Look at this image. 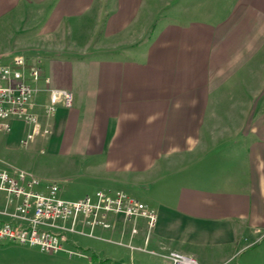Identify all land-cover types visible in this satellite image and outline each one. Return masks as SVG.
Wrapping results in <instances>:
<instances>
[{
  "label": "crops",
  "instance_id": "obj_1",
  "mask_svg": "<svg viewBox=\"0 0 264 264\" xmlns=\"http://www.w3.org/2000/svg\"><path fill=\"white\" fill-rule=\"evenodd\" d=\"M21 6L48 17L1 59L40 63L42 123L49 89L74 96L47 121L45 146L101 156L95 177L138 189L158 214L153 230L111 215V228L85 237L194 257L199 246L260 241L264 0H0V20ZM93 254L89 264H106Z\"/></svg>",
  "mask_w": 264,
  "mask_h": 264
},
{
  "label": "built area",
  "instance_id": "obj_2",
  "mask_svg": "<svg viewBox=\"0 0 264 264\" xmlns=\"http://www.w3.org/2000/svg\"><path fill=\"white\" fill-rule=\"evenodd\" d=\"M41 81L49 83V78L43 79L40 63L30 62L24 55H16L11 63L0 57V134L12 132L13 120L23 121L28 128L21 139L23 146H29L38 136L48 138L50 134L35 111ZM73 102L70 91L49 89L46 117L53 119L60 104L70 108ZM41 185V180L24 171L0 167V242L57 253L66 250L65 241L71 234L95 237L97 228H111V215L122 216L125 221L143 218L150 230L158 224V214L153 208L123 190L98 191L69 201L60 196L57 183L47 184L44 193L36 189ZM161 255L170 264H199L196 257L176 250Z\"/></svg>",
  "mask_w": 264,
  "mask_h": 264
},
{
  "label": "rangeland",
  "instance_id": "obj_3",
  "mask_svg": "<svg viewBox=\"0 0 264 264\" xmlns=\"http://www.w3.org/2000/svg\"><path fill=\"white\" fill-rule=\"evenodd\" d=\"M31 8L21 6L0 20V54L8 50H16L15 48L22 41L37 39L48 16L45 12L38 14L37 8ZM12 61L13 59L4 60L5 63ZM46 120L49 122L51 119ZM47 121L46 123L43 121L44 128H50L46 126ZM12 123L13 130L10 134H0V167L11 169L13 172L24 171L25 174L38 178L42 181V185L36 188L39 192H46L47 184L57 183L60 187V196L69 201L95 195L98 191L118 190H123L130 196L142 200L138 189L109 187L105 185L101 177H95L99 173L93 172L92 165L94 161L101 162V156L96 158L73 156L68 151L55 154L45 146L42 140L45 138L41 136L33 140L29 146H23L21 139L27 134L28 128L23 121L13 120ZM50 135L51 133L48 137ZM67 238L66 250L57 253H44L37 247L23 246L10 241L0 242V264H89L88 257H94L93 252L96 251L106 260V264H121L123 261L126 263L134 261L135 264L169 262L161 255L169 250L153 245H148L146 250L138 248L132 250L119 244L82 237V235L71 234ZM77 239L83 246L91 249L84 251L78 248ZM247 244H249L247 241H243V245L199 246L196 250L201 254L199 256L196 254L195 257L200 264H264V235L260 241L239 251ZM232 252L234 255L229 258Z\"/></svg>",
  "mask_w": 264,
  "mask_h": 264
}]
</instances>
